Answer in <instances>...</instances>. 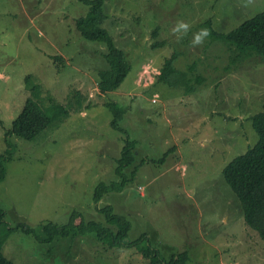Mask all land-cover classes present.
<instances>
[{"label":"rangeland","instance_id":"obj_1","mask_svg":"<svg viewBox=\"0 0 264 264\" xmlns=\"http://www.w3.org/2000/svg\"><path fill=\"white\" fill-rule=\"evenodd\" d=\"M105 7L104 26L132 65L108 93L97 83L105 44L83 38L74 24L84 6L0 0V153L10 156L0 205L7 224H65L73 210L103 221L97 208L106 202L130 220L127 240L146 233L167 259L187 249V264H264V240L246 225L223 176L259 139L251 116L264 110V58L230 64L227 46L204 25L210 19L228 32L263 11L264 0H106ZM155 41L163 44L153 47ZM173 50L178 59L157 81ZM55 55L66 61L60 71ZM74 87L87 91L91 104L67 115L62 102ZM29 97L55 108L53 122L33 140L8 133ZM107 99L128 105L120 124L138 144L125 172L139 166L123 191L95 203L96 185L114 178L124 143ZM3 253L15 264H145L134 248H106L93 233L44 243L16 230Z\"/></svg>","mask_w":264,"mask_h":264},{"label":"trees","instance_id":"obj_2","mask_svg":"<svg viewBox=\"0 0 264 264\" xmlns=\"http://www.w3.org/2000/svg\"><path fill=\"white\" fill-rule=\"evenodd\" d=\"M86 8L85 13L76 16L74 24L77 31L85 39L100 41L105 44L104 58L106 66L99 70L98 87L100 92L108 93L120 88L128 74L132 70L131 62L128 60L123 49L117 46L110 31L104 26L107 18L105 7L106 0H77ZM209 27L207 35L213 41H221L227 47L228 60L232 65H238L253 57L264 58V10L239 24L236 28L221 32L216 30L209 19L204 23ZM158 35V29L153 31V36ZM163 42L155 41L152 46L156 47ZM180 52L173 50L165 57L161 67V73L157 81L163 80L172 70ZM56 68L60 71L66 64L62 55L51 57ZM28 90H34L35 84L31 76L25 78ZM88 93L82 88L74 87L69 91L66 101L62 102L65 114L81 113L89 109ZM104 105L111 111V126L118 132L124 134V143L120 149V155L115 158L114 178L108 181H100L95 188L93 199L98 203L108 195L109 192H121L132 183L138 166L127 174L126 169L135 164L137 159V139H132L127 130L120 124L128 111V105H122L117 100L107 99ZM55 118L53 104L47 107L41 106L39 102L31 97L27 98L20 114L13 121L8 133L16 135L25 140H33L43 130L49 127ZM252 125L258 134L257 143L245 153L236 156L223 168V176L243 210L246 225L255 231L264 240V110L251 116ZM1 122V118H0ZM176 150L171 147L165 154ZM10 159L8 151L0 153V182L7 175V161ZM98 213L103 216V221L95 218H86L78 210H73L69 221L65 224H57L52 221L41 223L37 228L31 226L10 227L5 220V211L0 205V264H15L3 253V245L16 230L34 234L39 242L52 243L57 237L86 235L93 233L97 240L106 248H134L145 260V264H187L190 255L187 249L178 251L168 259L153 246L149 236L142 233L135 239L127 240L131 230L130 220L123 214L115 211L111 204L101 203L97 208ZM45 235V236H44ZM52 247L49 248V251Z\"/></svg>","mask_w":264,"mask_h":264}]
</instances>
